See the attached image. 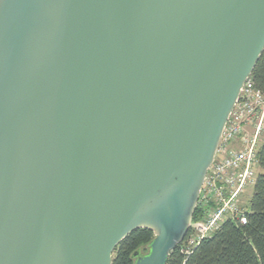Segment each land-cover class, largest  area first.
I'll use <instances>...</instances> for the list:
<instances>
[{"label": "water", "instance_id": "1", "mask_svg": "<svg viewBox=\"0 0 264 264\" xmlns=\"http://www.w3.org/2000/svg\"><path fill=\"white\" fill-rule=\"evenodd\" d=\"M264 50V0H0V264H166Z\"/></svg>", "mask_w": 264, "mask_h": 264}, {"label": "built area", "instance_id": "2", "mask_svg": "<svg viewBox=\"0 0 264 264\" xmlns=\"http://www.w3.org/2000/svg\"><path fill=\"white\" fill-rule=\"evenodd\" d=\"M264 93L249 75L222 131L214 160L200 189L201 218L192 221L182 250L190 253L228 220L245 222L241 195L259 173L258 149L264 142Z\"/></svg>", "mask_w": 264, "mask_h": 264}, {"label": "trees", "instance_id": "3", "mask_svg": "<svg viewBox=\"0 0 264 264\" xmlns=\"http://www.w3.org/2000/svg\"><path fill=\"white\" fill-rule=\"evenodd\" d=\"M251 76L255 86L264 93V50ZM257 157L260 169L254 182L251 210L246 213L245 222L225 221L190 253L182 250V241L170 252L166 264H264V142L258 149ZM201 216L199 207H196L192 221ZM153 238L154 233L150 229L134 230L118 244L112 264H134V252L143 247L146 249V246L148 251Z\"/></svg>", "mask_w": 264, "mask_h": 264}, {"label": "rangeland", "instance_id": "4", "mask_svg": "<svg viewBox=\"0 0 264 264\" xmlns=\"http://www.w3.org/2000/svg\"><path fill=\"white\" fill-rule=\"evenodd\" d=\"M254 182H255V179L245 187V190L241 195V205L245 207V210L247 212H250L251 210L250 202H251V197L253 195ZM146 249H147V246H146ZM146 249L143 247L142 250L139 251L140 254L142 255L146 254L148 252Z\"/></svg>", "mask_w": 264, "mask_h": 264}]
</instances>
